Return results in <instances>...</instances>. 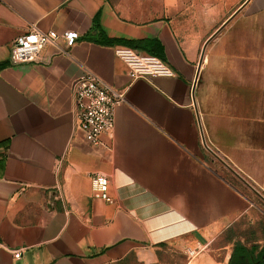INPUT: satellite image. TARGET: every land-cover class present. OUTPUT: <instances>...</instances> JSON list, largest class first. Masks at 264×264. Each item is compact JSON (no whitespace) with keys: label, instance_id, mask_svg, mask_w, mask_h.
<instances>
[{"label":"crops","instance_id":"obj_1","mask_svg":"<svg viewBox=\"0 0 264 264\" xmlns=\"http://www.w3.org/2000/svg\"><path fill=\"white\" fill-rule=\"evenodd\" d=\"M32 26L79 38L14 64ZM118 47L173 75L132 78ZM85 69L124 94L95 144L75 114ZM235 178L264 202V0H0V264H169L252 215Z\"/></svg>","mask_w":264,"mask_h":264},{"label":"built area","instance_id":"obj_2","mask_svg":"<svg viewBox=\"0 0 264 264\" xmlns=\"http://www.w3.org/2000/svg\"><path fill=\"white\" fill-rule=\"evenodd\" d=\"M79 33L68 30L43 32L32 26L30 30L18 36L12 43L10 59L14 64L38 60L46 46H53L57 52L67 54L76 44ZM115 54L129 68L132 78H153L172 76V70L160 59L138 50L118 47ZM75 114L78 126L87 142L95 144L105 133L112 134L115 125V111L124 101V94L105 83L97 74L85 69L74 83ZM92 193L94 198L113 202L109 195V178L103 173L92 176ZM207 247L198 245L188 248L185 254L189 261L194 260ZM21 252L15 253L19 257Z\"/></svg>","mask_w":264,"mask_h":264},{"label":"rangeland","instance_id":"obj_3","mask_svg":"<svg viewBox=\"0 0 264 264\" xmlns=\"http://www.w3.org/2000/svg\"><path fill=\"white\" fill-rule=\"evenodd\" d=\"M237 1V0H234ZM217 167L226 174V169L221 164L216 163ZM236 184L252 200L253 210L250 217L242 219L221 234L209 247L200 253L194 260L206 254L209 261L213 264H232L231 257L234 248L242 246L251 251L256 258L264 248V202L260 200L252 191L245 187L235 178ZM169 264H188L185 253L181 255H167ZM247 263V261H246Z\"/></svg>","mask_w":264,"mask_h":264},{"label":"trees","instance_id":"obj_4","mask_svg":"<svg viewBox=\"0 0 264 264\" xmlns=\"http://www.w3.org/2000/svg\"><path fill=\"white\" fill-rule=\"evenodd\" d=\"M231 258L232 264H264V248L261 253L254 258L251 251L245 247L237 246L234 248ZM246 261H249V263H246Z\"/></svg>","mask_w":264,"mask_h":264},{"label":"water","instance_id":"obj_5","mask_svg":"<svg viewBox=\"0 0 264 264\" xmlns=\"http://www.w3.org/2000/svg\"><path fill=\"white\" fill-rule=\"evenodd\" d=\"M240 10H238L233 16H235L238 12H239ZM233 18V17H232ZM229 22V21H228ZM219 158V157H218ZM220 159V158H219ZM223 163H224V165L226 166L227 164L222 160V159H220ZM227 167H229L228 165H227ZM230 168V167H229ZM232 170V169H231ZM233 171V170H232ZM240 179H242L241 177H240ZM242 181H244L243 179H242ZM245 182V181H244ZM246 183V182H245ZM250 188L252 189V190H254L260 197H262L263 198V196L260 194V193H258V191H256L253 187H251L250 186ZM264 199V198H263ZM247 263H249V261H247Z\"/></svg>","mask_w":264,"mask_h":264}]
</instances>
